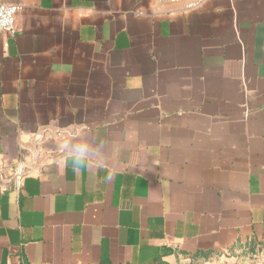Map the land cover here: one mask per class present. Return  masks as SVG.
<instances>
[{"label": "crops", "instance_id": "1", "mask_svg": "<svg viewBox=\"0 0 264 264\" xmlns=\"http://www.w3.org/2000/svg\"><path fill=\"white\" fill-rule=\"evenodd\" d=\"M0 3V264H264V0Z\"/></svg>", "mask_w": 264, "mask_h": 264}, {"label": "built area", "instance_id": "2", "mask_svg": "<svg viewBox=\"0 0 264 264\" xmlns=\"http://www.w3.org/2000/svg\"><path fill=\"white\" fill-rule=\"evenodd\" d=\"M163 3H183L188 10H195L203 5L207 0H161ZM20 7L13 4L0 3V33H14L15 20ZM0 176L2 177L1 171ZM13 185L16 190L22 186L26 176L22 165H17L11 173ZM1 180V178H0Z\"/></svg>", "mask_w": 264, "mask_h": 264}, {"label": "clouds", "instance_id": "3", "mask_svg": "<svg viewBox=\"0 0 264 264\" xmlns=\"http://www.w3.org/2000/svg\"><path fill=\"white\" fill-rule=\"evenodd\" d=\"M68 151L73 163L74 170H79V167L92 158H99L100 149H94L87 142L74 143L68 146Z\"/></svg>", "mask_w": 264, "mask_h": 264}]
</instances>
